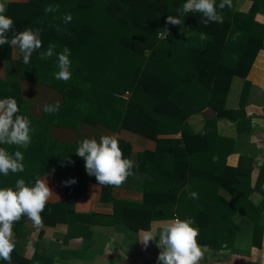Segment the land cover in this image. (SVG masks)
I'll list each match as a JSON object with an SVG mask.
<instances>
[{
    "label": "trees",
    "instance_id": "16d2710c",
    "mask_svg": "<svg viewBox=\"0 0 264 264\" xmlns=\"http://www.w3.org/2000/svg\"><path fill=\"white\" fill-rule=\"evenodd\" d=\"M252 1L248 14L231 17L233 12L225 8L222 23L207 25L201 13L180 16L177 9L185 0L8 1L5 15L13 19V31L39 30L42 47L24 64L21 54L17 60L12 58L13 47L0 46V61L9 60L14 70L10 79L0 78V97L17 101L18 114L29 119L31 129L27 149L0 145L24 156V171L0 174V187L14 188L19 178L34 184L36 177L52 169L66 182L76 178V183L67 186L65 199L47 202L41 213L43 225L66 223L73 235L83 225L78 223L83 214L77 210V201L86 196L88 183L98 182L87 174L84 159L75 153L78 145L58 139L52 129H75L82 122L102 124L113 131L127 129L158 144L156 152L140 153L132 169L133 183L144 192L143 203L115 201L122 214L147 217L130 223L131 229L148 228L153 218L180 216L194 219L198 244L212 252L227 248L249 253L261 246L264 213L248 200L250 171L244 170L243 158L238 167L227 165L237 142L219 136L216 129L223 118L242 122L243 111L226 108L227 94L235 75L246 78L258 50L264 47V25L255 21L264 12V0ZM49 4L59 9L45 13ZM65 13H71V23L63 22ZM169 15L183 19V25L166 24ZM243 18L245 27L241 28ZM7 35L11 38L12 32ZM49 44L55 45L57 54L64 47L70 49L69 80L54 78L56 55L39 58ZM230 55L238 60L228 63ZM23 80L59 92L63 98L59 111L33 116L23 96ZM208 107L216 116L195 132L189 119ZM178 133L181 138H159ZM119 146L124 157L131 159V144L119 140ZM101 186L106 200L113 186ZM221 187L233 194L231 200L220 194ZM190 191L198 193V199L190 198ZM238 212L243 215L240 222L234 220ZM27 219L23 216L13 225L14 234H29ZM11 255V264H53L56 259L43 237L36 242L32 257L16 248ZM0 264L8 262L0 260Z\"/></svg>",
    "mask_w": 264,
    "mask_h": 264
},
{
    "label": "crops",
    "instance_id": "0c3cea01",
    "mask_svg": "<svg viewBox=\"0 0 264 264\" xmlns=\"http://www.w3.org/2000/svg\"><path fill=\"white\" fill-rule=\"evenodd\" d=\"M8 1L28 2L29 0ZM219 3L220 0H216L217 11L222 15L223 9H219ZM252 6V0H232V6L225 8L233 12L230 15L233 17L238 13L248 14ZM255 21L264 25V12L257 14ZM240 27H245L244 18ZM19 57L18 49L13 47L12 58L17 60ZM227 57L228 63L238 60L232 55ZM12 76H14V70L10 61L1 60L0 78L10 79ZM235 80H241L237 99L236 94L232 95ZM245 80L249 82L248 86L245 85ZM234 81L227 94L226 108L243 111L244 114H240L242 122L228 118L220 119L216 128L217 134L237 142L235 152L227 157V165L238 167L243 158L244 170L250 171L249 189L251 194L248 200L264 213V47L258 50L246 78L235 75ZM22 88L23 96L29 101L33 116H41L45 104L62 103V95L43 84L23 80ZM242 108L243 110H241ZM215 116L216 112L208 107L193 115L188 124L195 132H200L206 120ZM52 134L62 141L76 145L84 138H96L99 142L102 135L115 136L118 141L125 140L131 144V160L134 164L139 163L140 153L156 152L158 147L157 141L154 139L127 129L113 131L102 124L93 125L82 122L75 129L54 127ZM181 136V133L162 134L159 135V138H181ZM134 177L135 174L132 172V175L120 187H113L106 196V200L102 198L101 185L93 182L88 183L86 196L77 201V210L83 214V217L80 218L82 221L78 223L83 225L77 226L73 235L69 232L70 227L66 223H58L54 226L42 224L40 227H36L32 221L27 219L29 234L24 236L13 233L16 250L27 257H32L36 242L43 237L48 252L56 257L53 264H159L157 257L161 249L157 247L156 241H150L145 247L140 240L146 232L158 231L162 223L170 219L182 218L180 216L169 219L153 218L148 228L131 229L130 223L145 221L147 217L132 216V213L130 216L126 213L122 214V210L115 206V201L143 203L144 192L133 183ZM40 178L46 179L52 190L49 203H57L65 199L66 180L56 177L54 169ZM220 194L228 201L233 197V194L224 187L220 188ZM242 217V213L238 212L234 216V220L240 222ZM156 239L158 240L159 237L157 236ZM201 248L204 256L199 264H264V234L261 246H254L249 253H233L227 248L212 252L203 245Z\"/></svg>",
    "mask_w": 264,
    "mask_h": 264
},
{
    "label": "clouds",
    "instance_id": "9594fccd",
    "mask_svg": "<svg viewBox=\"0 0 264 264\" xmlns=\"http://www.w3.org/2000/svg\"><path fill=\"white\" fill-rule=\"evenodd\" d=\"M8 0H0V46L9 45L17 48L22 55L24 64L30 63L34 52L42 47L39 30L33 31L25 28L22 31H13L14 21L5 15ZM232 0H220L219 9L231 7ZM59 5L49 4L45 7V13L55 12ZM180 16L186 13L198 12L204 17L203 23L223 22V16L217 11L216 0H185L182 7L177 9ZM64 23H71V13H65L62 17ZM166 24L183 25V19L169 15ZM182 29V27H181ZM57 31H61L59 25ZM167 32L168 30L165 29ZM12 32L11 38L7 35ZM188 35L187 33H185ZM201 34V39H205ZM57 56L54 73L57 80L67 81L71 78L69 59L70 49H64L57 54L55 45L49 44L45 52H41L40 59H48ZM59 102L54 105L45 104V113L58 112ZM17 101L9 96L0 99V145L18 146L27 149L31 143L30 121L24 115H19ZM75 153L85 161L84 167L89 176H95L99 185L120 187L127 178L132 175L134 162L125 158L115 136L102 135L97 142L96 138H84L78 142ZM23 153L19 150L10 153L5 147H0V174L7 176L11 173L24 171ZM214 162L216 158H213ZM66 186L76 183V178L65 182ZM188 186H186L187 189ZM52 190L46 179L35 178L34 184L26 183L24 178L15 182V187H0V260L11 264L12 252L15 249L13 239V225L21 217L27 216L33 225L40 227L43 223L41 213L44 211ZM189 197L198 199V193L189 192ZM194 219L174 218L162 223L158 231L146 232L140 240L145 247L150 241H156L161 249L157 260L159 264H199L204 256L201 246L198 244L199 229L194 226ZM159 237L157 240L156 237Z\"/></svg>",
    "mask_w": 264,
    "mask_h": 264
},
{
    "label": "rangeland",
    "instance_id": "374dc122",
    "mask_svg": "<svg viewBox=\"0 0 264 264\" xmlns=\"http://www.w3.org/2000/svg\"><path fill=\"white\" fill-rule=\"evenodd\" d=\"M240 83H241V80H235V81H234V84H233L232 95H233V94H236V99H237V97H238V91H239L238 87H239ZM37 99H38V98H37Z\"/></svg>",
    "mask_w": 264,
    "mask_h": 264
}]
</instances>
